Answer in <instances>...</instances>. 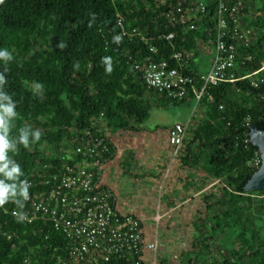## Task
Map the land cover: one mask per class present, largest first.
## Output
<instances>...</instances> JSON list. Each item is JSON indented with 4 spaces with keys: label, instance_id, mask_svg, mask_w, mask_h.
<instances>
[{
    "label": "trees",
    "instance_id": "16d2710c",
    "mask_svg": "<svg viewBox=\"0 0 264 264\" xmlns=\"http://www.w3.org/2000/svg\"><path fill=\"white\" fill-rule=\"evenodd\" d=\"M159 3L0 0V49H6L12 57L7 62L0 60V73L6 78L0 91L11 98L16 113L9 118L6 159L8 170L19 168L11 178L0 172V181L8 187L6 202L0 206V264H73L65 233L48 221L29 223L13 214L14 209H21L40 192L41 185L27 187L23 183H38L37 172L43 164L59 160L57 153L71 127L90 126L92 118L96 120L102 114L112 130L130 128L131 120L144 123L153 106L185 104H191L202 115L182 155L176 153L175 159L180 161L174 167L206 170L199 181L194 179L195 172H189L187 186L198 183L212 185L213 189L220 183L232 196L228 202L238 207L242 199L244 245L241 251L234 247L232 257L222 263L264 264V225L256 221L264 223V190L244 191L257 170L252 161L258 148L246 141L248 123L264 129V82L259 88L251 84V79L261 74L210 85L199 100L192 91L183 98H172L148 89L142 72L134 67L136 62L143 63L147 56L170 60L183 50H193L196 56L201 41H214L211 28L217 0H209L205 17L195 30L187 32L167 21L162 14L167 5ZM247 10V23L257 31L256 41L250 47L240 46V54L252 58L236 71L238 77L258 70L264 61V0L260 4L248 0ZM120 16L126 29L137 27L142 35L117 40ZM171 31L176 32L172 41L162 36ZM153 46L155 51L151 50ZM194 58L187 64L191 74L201 71ZM21 129L28 135L27 148L19 142ZM36 131L40 139L33 142ZM108 145L107 156L112 158L116 147ZM238 210L234 211L236 224L241 219Z\"/></svg>",
    "mask_w": 264,
    "mask_h": 264
},
{
    "label": "built area",
    "instance_id": "2783aa9c",
    "mask_svg": "<svg viewBox=\"0 0 264 264\" xmlns=\"http://www.w3.org/2000/svg\"><path fill=\"white\" fill-rule=\"evenodd\" d=\"M217 1L211 28L214 55L209 68L197 74L187 72L188 62L195 56L193 50L177 51L170 60L147 56L134 67L142 72L148 89L172 98H183L192 91L199 100L210 85L250 79L258 74L260 78L251 79V84L261 87L264 61L258 70L240 77L236 75L252 58L251 55L243 57L240 46L250 47L256 41V28L247 23L248 0ZM208 3L209 0H160L159 4L167 5L162 12L167 21L187 32L195 30L205 17ZM118 24L121 27L119 39L142 35L137 27L126 29L122 16ZM162 36L172 41L176 32ZM151 50L156 48L153 46ZM93 119L90 126L81 124L70 128L65 135L67 143L62 142L57 153L59 160L43 164L37 172L38 183L33 180L23 183L27 187L39 184L42 188L21 209H14L13 214L29 223L39 219L48 221L65 233L68 256L73 264H156L157 238H148L142 217L119 210L115 194L102 182V167L110 159L107 152L108 143L112 144L109 141L112 129L102 114ZM169 132L171 143L179 147L184 142L187 126L178 122ZM248 137L246 141L251 142ZM261 164V153L257 150L252 165L258 169ZM146 253L155 255V259L146 261Z\"/></svg>",
    "mask_w": 264,
    "mask_h": 264
},
{
    "label": "rangeland",
    "instance_id": "374dc122",
    "mask_svg": "<svg viewBox=\"0 0 264 264\" xmlns=\"http://www.w3.org/2000/svg\"><path fill=\"white\" fill-rule=\"evenodd\" d=\"M262 1L257 0V4ZM213 55L214 45L210 41L206 50L200 45L194 60L205 70ZM194 109L191 104L153 106L144 123L131 120L130 128H117L109 135L117 152L102 167V182L117 197L119 210L132 207L144 218L148 238L158 240L156 264H223L225 258L232 257L234 247L241 251L244 245L242 199L238 207L228 202L232 196L224 190L223 184L217 183L198 198L185 200L196 187L203 185H183L181 181L176 182L173 175L169 176L171 167L175 169L180 161L175 159L176 153L180 157L184 152L183 142L179 147L174 145V154L169 126L176 122L187 126L186 146L202 115ZM132 127L137 129L132 130ZM201 178L199 172H195L194 179ZM174 204L177 207L171 208ZM238 208L241 219L236 224L234 211ZM165 209H170L168 215H163ZM145 259L153 260L155 255L146 253Z\"/></svg>",
    "mask_w": 264,
    "mask_h": 264
},
{
    "label": "clouds",
    "instance_id": "9594fccd",
    "mask_svg": "<svg viewBox=\"0 0 264 264\" xmlns=\"http://www.w3.org/2000/svg\"><path fill=\"white\" fill-rule=\"evenodd\" d=\"M118 40L119 37H116ZM12 57L9 55V52L6 49H0V60L7 62L11 60ZM6 83V78L3 73H0V89ZM15 104L12 103L11 98L0 91V110H2V114H0V128L3 129V134H0V162H4L2 166H0V172H4L5 175L9 178L13 177L14 174L19 172V168L17 166H13L11 170H8V163L6 159V151L10 147V143L7 137L8 129H9V118L15 117L16 113L14 111ZM21 136L19 137L20 144L24 145L25 148L29 147V139L27 133L21 129ZM40 139V132L36 131L33 133V142L38 141ZM8 187L3 185L0 182V206H2L7 199ZM27 199V196H25Z\"/></svg>",
    "mask_w": 264,
    "mask_h": 264
},
{
    "label": "crops",
    "instance_id": "0c3cea01",
    "mask_svg": "<svg viewBox=\"0 0 264 264\" xmlns=\"http://www.w3.org/2000/svg\"><path fill=\"white\" fill-rule=\"evenodd\" d=\"M206 43V44H205ZM208 41H201L200 42V45H201V47H202V49H204V50H206V47L208 46ZM199 65V64H198ZM208 68V67H207ZM206 70V69H205ZM202 71V70H201ZM177 123V122H176ZM175 123H173V124H171V126H169V130H170V128L174 125ZM133 130V129H132ZM171 143V142H170ZM185 143V142H184ZM171 146H172V149H173V151H174V154H175V151H176V147L171 143ZM181 147H183V149L185 150L186 149V146H185V144H183V146H181ZM181 147L179 148V150L178 151H180L181 150ZM117 152V148L115 149V153ZM115 155V154H114ZM113 158V157H112ZM112 158H110L106 163H105V165L104 166H106L107 165V163L112 159ZM170 173H169V176L170 175H173L174 177H175V180H176V182H179V181H181V183L183 184V185H185V178H186V175L187 174H189V172H199V175L202 177V176H205V174H206V170H204V169H198V170H196V169H193V170H191V169H183V168H180L179 170H177L176 168L175 169H173V167H171V169H170V171H169ZM181 173H182V175H183V178L181 177ZM152 175V174H151ZM186 183H187V181H186ZM106 186H108V185H106ZM109 187V186H108ZM110 188V187H109ZM211 189L212 188V185H204V186H201V187H196L193 191H192V194H191V196H188L185 200H190V199H192V200H194L195 198H198L201 194H202V192L204 191V190H208V189ZM117 198V197H116ZM185 200H183V201H185ZM171 208H176L177 207V205L176 204H174V205H171L170 206ZM123 213H132V214H136V215H138L135 211H134V209L132 208V207H128V210H121ZM169 212H170V209H165L164 210V212H163V215H168L169 214ZM143 218V217H142ZM144 219V218H143Z\"/></svg>",
    "mask_w": 264,
    "mask_h": 264
},
{
    "label": "water",
    "instance_id": "95a60500",
    "mask_svg": "<svg viewBox=\"0 0 264 264\" xmlns=\"http://www.w3.org/2000/svg\"><path fill=\"white\" fill-rule=\"evenodd\" d=\"M249 140L256 146L262 157L261 166L253 173L244 187L245 192L260 191L264 187V129H261L256 123L249 124Z\"/></svg>",
    "mask_w": 264,
    "mask_h": 264
},
{
    "label": "bare ground",
    "instance_id": "6f19581e",
    "mask_svg": "<svg viewBox=\"0 0 264 264\" xmlns=\"http://www.w3.org/2000/svg\"><path fill=\"white\" fill-rule=\"evenodd\" d=\"M214 45V44H213ZM251 124V123H250ZM259 150V149H258Z\"/></svg>",
    "mask_w": 264,
    "mask_h": 264
}]
</instances>
